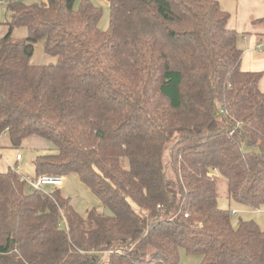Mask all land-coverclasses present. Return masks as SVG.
<instances>
[{
    "label": "trees",
    "instance_id": "1",
    "mask_svg": "<svg viewBox=\"0 0 264 264\" xmlns=\"http://www.w3.org/2000/svg\"><path fill=\"white\" fill-rule=\"evenodd\" d=\"M105 1V29L92 0L5 1L0 140L43 139L33 174L73 173L109 212L33 189L14 161L0 170V264H264V229L233 224L209 175L236 204H264L263 71L240 68L230 14ZM37 43L53 63H30Z\"/></svg>",
    "mask_w": 264,
    "mask_h": 264
},
{
    "label": "rangeland",
    "instance_id": "2",
    "mask_svg": "<svg viewBox=\"0 0 264 264\" xmlns=\"http://www.w3.org/2000/svg\"><path fill=\"white\" fill-rule=\"evenodd\" d=\"M5 1L6 0H0V26H2V22L8 18V14L5 8ZM220 1V5L222 6V8H224L230 14V20L227 25L233 26L235 20L241 21V17L243 15H245V19L243 20L244 24L241 25H244L246 27L252 25V17H248L246 14L248 0ZM240 1H242V6L240 5ZM92 2L101 10V17L98 22L99 27L103 29L107 28L108 7L106 1L92 0ZM260 42L262 47L261 49L264 50V39H262ZM36 49L35 52L37 53ZM256 53L257 52H254L255 55ZM5 139L6 137L2 135L0 140V145L2 148V150L0 149V170H6L7 165L13 163V160H15V153L19 152L22 157L21 161H19L21 172L24 175H33L32 160L38 152H41L43 150L42 147L44 145V140L39 137H30L19 148L14 149L8 147ZM217 177V205L223 209L235 208L237 210V213L230 217L231 222L233 224H236V222L240 218L252 219L256 221L261 228L264 229V204L259 206L258 209H248L245 206L236 204L232 199L227 198L225 179L223 177ZM63 178V184L60 187L47 185L43 188V192H50L51 190L58 188L59 192L63 196L70 198L71 203L80 213H84L85 209L95 205L97 206V209L99 211H103L106 213L109 212L108 209L103 208L97 203V199L92 194V192L78 180L75 174L72 173L64 176ZM179 264H193V261L191 257L182 255Z\"/></svg>",
    "mask_w": 264,
    "mask_h": 264
},
{
    "label": "crops",
    "instance_id": "3",
    "mask_svg": "<svg viewBox=\"0 0 264 264\" xmlns=\"http://www.w3.org/2000/svg\"><path fill=\"white\" fill-rule=\"evenodd\" d=\"M217 1L219 2V4L221 3L220 0ZM240 5L242 6V1H240ZM246 14L248 17H252V25H250L249 27L241 25L244 24L243 20L245 19V15L241 17V21L235 20L233 26L230 25L238 33L236 45L241 50L240 68L242 70L263 71L262 76L259 80V86L261 89H264V50L261 49L262 47L260 42L262 39H264V22L257 21L258 19L264 17V1L248 0ZM243 26L246 28H244ZM6 30L7 27L5 25L0 26V36H2L6 32ZM25 34L26 29L24 27L15 28L12 32V35L15 37H22L25 36ZM40 46V44L34 45V52L30 58V63H53L55 61V58L44 54L42 47ZM35 49L37 53L35 52ZM254 52H257L256 55L254 54ZM21 159L19 161H21ZM14 161L15 160H13V162ZM192 261L194 264V259H192Z\"/></svg>",
    "mask_w": 264,
    "mask_h": 264
},
{
    "label": "built area",
    "instance_id": "4",
    "mask_svg": "<svg viewBox=\"0 0 264 264\" xmlns=\"http://www.w3.org/2000/svg\"><path fill=\"white\" fill-rule=\"evenodd\" d=\"M21 159V154L19 152H16L15 154V163L12 164L13 170L19 174L20 178L24 180L30 187L33 189L43 193L47 194V192H43V188L47 185H52L54 187H60L63 184V176L62 175H56V174H46V173H40V174H33L31 176L24 175L21 170L18 161ZM210 176H218V173L216 169H212V171L209 173ZM258 209V208H256ZM229 213L231 215H235L237 213V210L234 208L229 209Z\"/></svg>",
    "mask_w": 264,
    "mask_h": 264
}]
</instances>
